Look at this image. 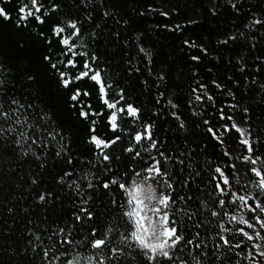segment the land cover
Returning <instances> with one entry per match:
<instances>
[{
	"label": "trees",
	"instance_id": "16d2710c",
	"mask_svg": "<svg viewBox=\"0 0 264 264\" xmlns=\"http://www.w3.org/2000/svg\"><path fill=\"white\" fill-rule=\"evenodd\" d=\"M184 1L188 11H195L199 17L181 26L163 14L158 0H41L46 22L40 24L30 18L22 22L26 27L18 28L15 22L20 14L16 9L24 0H0V6L12 15V21L0 20V50L7 56L0 55V80L8 84L7 96L0 95V104L9 114L19 104L24 105L10 122L0 117V128L4 129L0 132V264H49L43 252L53 245L58 247L57 255L63 253L62 264H67L77 255H95L97 250L91 247L94 239H107L105 257L111 256L113 248L123 253L118 259L105 260V264H149L143 250L122 242V236L133 230L125 216L129 211L127 190L118 185L105 189L103 184L119 179L128 186L135 179H143L147 175L143 170L153 157L162 161L167 176L149 178L148 182L160 192L174 188L172 218L186 239L197 237L194 243L201 245L195 252L191 245L186 251L183 244L179 245L171 252L180 258L175 264H195L194 256L201 264H252L246 257L249 251L255 254L253 241L238 231L247 227L230 220L241 205L237 196L244 193L245 186L233 167L230 151L235 152L253 195L264 201V193L253 186V165L243 161L242 156L248 153L240 144V134L231 126L233 116L243 122L255 144V156L264 160V0ZM53 3L58 5L55 12L51 11ZM256 20L261 23H254ZM70 21L81 28L79 37L70 40V44L75 43L74 51L98 56L113 85L112 99L118 100L124 89L125 101L121 103H132L140 110L138 119L125 118L115 134L107 129V115L81 119L80 104L74 107L70 99L75 88H63L55 70L37 63L38 57L47 54L69 77L83 70L88 55L70 57L68 48L60 43L72 30L60 37L52 31L57 24L66 26ZM17 42L25 45L23 53L18 51ZM194 56L198 59L193 60ZM68 58L75 61L76 68L66 66ZM26 69L36 75L35 83L27 80ZM77 84L90 86V82ZM90 90L93 94L82 98L83 103L94 106L91 111H99L103 108L99 94L94 86ZM196 96L201 99L196 100ZM12 99L18 105H12ZM228 116L232 119L222 118ZM17 118H27L35 128L16 125ZM93 119L103 138L121 136L120 142L104 150L111 154L109 161H104L89 142ZM145 124L152 125L156 149L145 151L150 148L148 141L136 145L132 139ZM11 127L16 131H9ZM209 127L217 130L219 139L208 132ZM226 127L230 131L225 132ZM25 130L39 143L18 145L16 140ZM127 147L140 151L143 159H134L135 151L130 154L123 150ZM160 152L168 159L160 157ZM217 167L230 181L224 186V194L216 190L221 182ZM169 182L172 188L167 187ZM49 192L52 197L40 201L39 196ZM220 200H226V205L221 206ZM81 207L89 209L92 218L76 220ZM213 211L219 215L212 216ZM247 212L252 222L256 215H264ZM221 223L231 232H221ZM93 230L98 235L94 236ZM68 232L71 243L62 244ZM221 235L230 238L233 245L243 243L230 249L223 245ZM157 259L168 264L163 257Z\"/></svg>",
	"mask_w": 264,
	"mask_h": 264
},
{
	"label": "snow or ice",
	"instance_id": "6c2138e0",
	"mask_svg": "<svg viewBox=\"0 0 264 264\" xmlns=\"http://www.w3.org/2000/svg\"><path fill=\"white\" fill-rule=\"evenodd\" d=\"M233 8H237V5H232ZM58 8V5L56 3L52 4L51 11L55 12ZM16 11L20 14L17 18L16 26L18 28L26 27L27 25H24L22 22L28 21L31 19L36 20L38 23L43 24L45 23L44 16L47 15V13L43 12V5L41 3V0H24V2L17 7ZM107 14V13H105ZM0 20L5 21H12V15L11 13L6 9L4 6H0ZM256 24H260V20L254 21ZM68 29H71L70 36L66 38H62L60 40V43L68 48V55L79 57L81 55H88V60L83 62V70L79 72L78 75H73L69 77L68 73L61 71L60 66L56 63H51V57L47 54H42L37 59V63L40 64L41 67H43L46 70H55L59 77H60V83L61 86L65 89H72L75 88V91L73 92L70 99L74 102V107L76 104H80L81 110L79 112V116L81 119L88 120L90 116H96L103 118L104 115H107V129L111 131L113 134H115L118 130L121 129V124L124 121L125 118H132L133 120L138 119L139 117V109L134 106L132 103H121L125 101V90L121 89L119 92V99L113 100V85L108 82V77L106 75V70L101 68L99 65V57L95 54H87V53H80L78 51H74L75 43L70 44V40L73 37H79L81 33V28L77 25L75 21H70L66 26H61L57 24L53 28V34L60 37L62 36ZM40 37L44 36L43 32L39 33ZM93 36H95V33H93ZM227 41H224L226 43ZM17 49L19 52L23 53L25 51V45L23 43L17 42ZM141 52H144L145 50L143 48L140 49ZM0 55H5L2 50H0ZM5 59H7V56L5 55ZM193 60H197L198 57H192ZM95 65V67L93 66ZM72 68H76L77 65L75 61L71 58L67 59V65ZM25 75L28 81L35 83L37 81V77L34 73L29 72L27 69L25 70ZM163 79V77H161ZM77 82H90V86L88 88H82L80 87ZM95 88L96 92L99 94L100 102L103 106V108L99 111H91V109L94 107L90 104L83 103L82 98L90 97L93 93L90 90L91 87ZM0 88L4 89L3 93H0V95L7 96L8 91V84H6L4 81L0 80ZM163 95V94H161ZM211 99V97H208ZM200 96H196V100H200ZM7 102V101H5ZM12 105H18V101L15 99L11 100ZM169 104L172 105L173 108L176 107L175 104H172V101H169ZM24 105L19 104L17 108L13 109L12 114H9L8 112L3 111V105L0 104V117L5 118L9 122L11 121L12 117L15 116L20 108H23ZM28 107H31V105H28ZM84 108H88L89 111H85ZM103 109H107V112H105ZM224 119L231 120L232 117H222ZM16 125H19L20 127H24L27 125L28 129L35 128V125L29 124L27 121V118L24 120H21L17 118L15 120ZM208 122L205 121V124ZM97 121L95 119L90 121L89 124V142L95 146V149L99 150L100 155H102L104 161H109L111 159V154L105 153L104 150L110 149L113 146H115L118 142L121 141L120 135H114V138L112 139H105L102 137L101 130L96 127ZM180 127L183 128L184 124L181 123ZM232 128H234L239 134H240V144L244 146L245 151L248 153V155L242 156L243 161L248 162L253 165V167L250 169V172L256 177V180L253 184L255 188L259 190L260 193H264V160H262L260 157L255 156V144L253 141H251L249 134L246 133V130L239 127L236 123H233ZM152 125L151 124H145L143 126V131H137L132 136V139L135 141L136 145L142 144L144 141H148L150 148H146L145 151H149L150 149H156L158 147L156 139L153 138V133L151 131ZM11 132H15L16 128L11 127L8 129ZM4 129L0 128V132H3ZM36 131L42 136L43 132L36 128ZM230 131L227 127L225 128V132ZM208 132L214 136V138L219 139V137L216 135L217 130H214L213 128L209 127ZM96 133V134H92ZM49 135H53L52 133H49ZM53 138H55L53 136ZM31 142V145H36L39 143L38 138H34L30 135V133L25 130L19 134V138L16 140V143L23 147L25 142ZM124 151L128 153H133L134 147H127L123 149ZM63 151V149L61 150ZM28 153H25L27 155ZM57 155H60V152L56 153ZM35 155V153H33ZM227 155V153H226ZM160 157L164 159H168V157L165 156L163 152H160ZM39 159V156L36 157ZM135 158H141L142 153L140 151H135L134 154ZM71 162V161H69ZM259 165V166H257ZM234 167V165H233ZM147 175L145 176L146 179L152 178L155 179L156 177L161 176H167V172L163 169L162 161L160 159L151 158L149 161V166H147L144 170ZM215 172L218 174V176L221 179L220 183L216 184V190L220 192L221 194L225 193L224 186H228L230 184L228 176L225 174V171L221 169L220 167H217L215 169ZM66 176H70L71 173H65ZM137 175H142V173H137ZM215 179V177H214ZM63 180V177L61 178ZM170 180V177H169ZM33 183H36V181H33ZM111 185H118L120 189L126 190L127 185L124 183H120L119 179H113L110 183H104L103 187L105 189H109ZM79 187V185H77ZM88 187H92V184L89 183ZM168 188H172V183H167ZM174 188L172 192H162V197L159 199L160 208L155 209L156 212H161L162 215L160 216V220L164 226V236H165V243L163 245L154 246L147 242V238L149 236V221L147 217L143 214L141 209L144 207V199H142V195L144 193V190L140 186H135L131 192H129V196L131 197V203L133 207L130 211H128L125 216L127 217V220L131 222L132 231L130 234H124L122 236V242L123 243H133L138 249H141L144 251L145 256L147 257V260L149 261V264H160L158 261V257H163L164 261H167L168 264H175V261L177 259H180L178 257H175L171 254L173 250H175L179 245H184V250H187V247L191 245L193 247V251L199 249L201 247L200 244L194 243L197 237H193L192 239H186L184 237L183 233L180 231L179 226L177 225V222L175 219H173L174 213H172V209L174 208L176 204V199L174 196ZM156 193H160L159 190L156 188ZM154 193L149 192L148 198L150 199ZM52 194L49 192L47 193V196L44 194H41L39 196L40 201L46 202L47 198H51ZM181 200H184V197H180ZM237 199L243 202V206L245 209H247L250 212L253 213H260L264 214V201H261L257 198V196L253 195L251 192L247 193L246 195H239L237 196ZM249 201H254V205L250 204ZM116 201L114 200L113 203ZM84 204H87V201L83 202ZM226 200H220L219 204L221 206L226 205ZM80 214H78L75 219L82 221L84 217L92 218V213L89 209L86 207L80 208ZM219 213L216 211L212 212V216H218ZM230 220L233 222H238L240 224L245 225L248 229H252L253 232L249 233L248 231H245L244 228L238 229V231L245 237L248 241H259V243H253L252 247L255 249V254L253 252L249 251L248 256L246 259H250L252 261V264H258L257 257L264 259V215H256L255 216V223L250 222L248 219H245L243 215L240 217H237L235 215H232L230 217ZM221 232L223 233H230L231 230L223 223L220 224ZM112 229H109V232H111ZM61 233H64L65 230L63 228L60 229ZM71 233L68 232L65 234V239L62 241V244L68 243L70 244L71 241L67 239V237ZM93 235H98V232L93 230ZM199 234H197L198 236ZM37 241L40 240V237H36ZM51 239V237H49ZM220 240L223 242V245L228 246L230 249L232 247L240 248L243 241H241V244H231L230 238L221 235ZM108 241L107 239H94L91 242V247L95 250H97L96 254L93 256H88L86 258H83L79 255L74 257L72 260H68L67 264H84V261L86 260V264H105V260H112V259H118L120 255L123 253L118 248H113L111 250V256L105 257L103 255V250L107 247ZM217 247H220V245H217ZM33 251H36V245H33ZM58 247L53 245L50 249L45 250L43 252V258L45 260L49 261V264H62V256L63 253L57 255ZM195 264H201V260L199 257H195ZM183 264V262H182Z\"/></svg>",
	"mask_w": 264,
	"mask_h": 264
},
{
	"label": "rangeland",
	"instance_id": "374dc122",
	"mask_svg": "<svg viewBox=\"0 0 264 264\" xmlns=\"http://www.w3.org/2000/svg\"><path fill=\"white\" fill-rule=\"evenodd\" d=\"M158 2H159V7L161 11L163 12V14L169 17H173L172 22L175 26H181L186 21L199 17V14H197L195 11H188L187 5L185 4L184 0H158ZM233 120L239 127L244 128L243 122L240 121L236 116H233ZM230 156H231V161H232V164L234 165L235 171L242 176L243 182L245 184L244 193L241 195H246L249 192L253 194L247 178L244 176L242 170L239 168L237 164V156L235 152L230 151ZM138 180H141V179H135L133 181H138ZM133 181L127 186V189H126L127 195H128V201L131 198L129 196V192H131L133 189ZM130 210L131 209L129 208V211ZM241 215H243L245 219H248L250 221L248 217L249 212H247V210L244 208L243 202H241V205L235 212V216L240 217ZM252 223H255V221H253ZM244 230L249 232L247 228H244ZM249 233H252V232H249ZM253 243H259V241H253ZM257 258L260 261L264 262V259H261L259 257Z\"/></svg>",
	"mask_w": 264,
	"mask_h": 264
},
{
	"label": "clouds",
	"instance_id": "9594fccd",
	"mask_svg": "<svg viewBox=\"0 0 264 264\" xmlns=\"http://www.w3.org/2000/svg\"><path fill=\"white\" fill-rule=\"evenodd\" d=\"M135 186H140L144 193L142 195V199H144V207L141 209L143 214L147 217L149 221V236L147 238V242L154 246L163 245L165 243L164 236V226L160 220L161 212L154 211L157 208H160L159 199L162 197V192L156 193V186L152 183L148 182V179L145 177L138 181H133V188ZM152 192L154 195L149 199L148 193ZM131 198L128 201L129 208L133 207L130 202ZM127 213V212H126Z\"/></svg>",
	"mask_w": 264,
	"mask_h": 264
}]
</instances>
